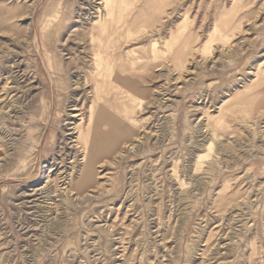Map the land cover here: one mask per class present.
<instances>
[{
  "label": "rangeland",
  "instance_id": "1",
  "mask_svg": "<svg viewBox=\"0 0 264 264\" xmlns=\"http://www.w3.org/2000/svg\"><path fill=\"white\" fill-rule=\"evenodd\" d=\"M0 264H264V0H0Z\"/></svg>",
  "mask_w": 264,
  "mask_h": 264
},
{
  "label": "bare ground",
  "instance_id": "2",
  "mask_svg": "<svg viewBox=\"0 0 264 264\" xmlns=\"http://www.w3.org/2000/svg\"><path fill=\"white\" fill-rule=\"evenodd\" d=\"M93 9V8H92ZM95 14V13H94ZM95 18V17H94ZM116 38V37H115ZM131 97H133V96H131ZM134 99V98H133ZM84 130H85V128H84ZM80 138H81V141H82V143L85 145V146H87V145H91V146H97V145H99V144H102L103 142H105V141H107V137L106 136H104V137H102V138H98L97 140H95L94 142H92V143H90V139H89V136H88V134H83V132L81 131L80 132ZM112 145V144H111ZM77 149V148H76ZM89 151H91V150H89V147H87L86 149H85V153H86V155H85V159H84V162H85V165H84V167H83V170H82V173H81V179L83 180V182H86L87 181V177H89V174L91 173V167H90V159H89V157H88V154L87 153H89ZM80 157V156H79ZM80 163V162H79Z\"/></svg>",
  "mask_w": 264,
  "mask_h": 264
}]
</instances>
